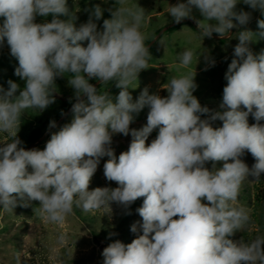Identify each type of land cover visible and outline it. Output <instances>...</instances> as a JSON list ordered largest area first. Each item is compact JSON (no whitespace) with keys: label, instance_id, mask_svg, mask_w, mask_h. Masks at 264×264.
Returning a JSON list of instances; mask_svg holds the SVG:
<instances>
[{"label":"clouds","instance_id":"9594fccd","mask_svg":"<svg viewBox=\"0 0 264 264\" xmlns=\"http://www.w3.org/2000/svg\"><path fill=\"white\" fill-rule=\"evenodd\" d=\"M239 2L182 0L167 13L175 23L193 19L203 38L214 33L224 38L252 18L251 12L235 10ZM243 3L264 15V0ZM193 9L203 19H196ZM85 11L88 20L77 26L68 0H0V47L6 42L18 61L14 75L25 82L23 89L11 79L7 89L0 86V132L11 138L0 143V208L13 212L37 201L35 213L62 226L74 207L111 212L115 203L130 215V206L143 198L136 209L142 222L130 229L142 234L128 244L111 242L101 253L102 264H264V236L232 238L251 220L249 209L238 204L242 184L264 174V50L257 54L249 47L264 39V19L257 21V33L246 28L236 33L220 110H212L193 95L195 71L172 77L167 96L145 88L133 101L129 89L151 59L141 31L145 10L115 0L102 29L96 21L105 9L97 4ZM48 16L50 22H36ZM194 55L191 49L178 53L179 67L190 66ZM200 55L205 70L215 65L204 51ZM66 74L74 89L71 121L51 132L43 150H26L18 137L21 117L55 103V81ZM93 79L115 82L116 102L89 83ZM145 108L146 124L130 128ZM250 115L255 123L249 124ZM217 120L222 126H213ZM48 127L57 128L56 121ZM155 129L158 135L147 144ZM114 134L132 137L118 158L111 147ZM245 152L255 159L251 168L241 159ZM103 157H108L104 177L118 186L89 190ZM67 240L61 232L57 244ZM50 252L54 264H63L57 247Z\"/></svg>","mask_w":264,"mask_h":264},{"label":"rangeland","instance_id":"374dc122","mask_svg":"<svg viewBox=\"0 0 264 264\" xmlns=\"http://www.w3.org/2000/svg\"><path fill=\"white\" fill-rule=\"evenodd\" d=\"M178 2H182V0H127L129 5L137 4L147 14L141 27V31L146 37L145 42L153 33L157 32L154 35L155 37L165 26L174 23L173 18L167 11L170 5H175ZM114 3L115 0H106V2L105 0H68V7L78 17L76 25L79 26L89 18V14L85 9L99 4L101 8L105 9L102 18L96 21L98 29H102L103 20L111 18L107 9L112 7ZM235 10L251 12L252 18L246 26L239 29L233 28L231 34L224 39L223 44L219 42L220 39L203 38L200 33L192 29L190 22L174 25L180 26L172 32L164 31L154 42L155 49L151 53L148 68L138 74V80L134 81L131 85L133 88L129 89L133 101L138 98L145 88H148L150 94L157 93L162 97L167 96L166 88L172 77L195 71V83L198 87L193 95L198 98L202 106H207L212 110H220L219 105L222 102L223 88L227 83L224 76L228 65L234 58V47L238 43L235 38L236 33L245 28L257 33L259 31L257 21L264 19V15H261L259 10H252L243 3V0H240ZM193 15L196 19H203L196 9H193ZM60 18L68 19V17ZM51 19V16L37 17L36 22L42 23L45 20L50 22ZM2 22L3 18H0V23ZM154 37L146 43V46ZM249 47L254 53L258 54L261 50H264V39H255ZM185 49H191L195 53L192 64L187 68L178 65V53ZM203 51L215 60V65L207 67V70H205L204 55H200ZM17 66L18 61L10 55V49L5 42L0 47V86L7 89V81L11 79L23 89L25 82L14 75ZM97 81L93 79L89 83L94 85ZM55 84L57 88V92L54 94L55 103L42 112L37 109H28L21 117L22 123L18 131V137L23 142L21 146L26 150L33 148L43 150L46 142L50 139L51 132L57 131L59 127L71 121L70 111L57 125V128L49 129L48 127L49 122L60 112L61 100L74 97V89L68 85L67 74L65 77H58ZM96 88L100 93L107 91L112 96L113 102H116L115 98L118 96L120 89L115 86V82L105 84L100 82ZM147 112L148 109L145 108L136 115L130 128L139 129L146 124ZM252 123H255V120L250 115L249 124ZM213 126H222V122L217 120L213 123ZM39 131L42 135L34 142H29L30 137ZM157 135L158 129L153 130L146 143L150 144ZM10 139L7 133L0 132V143L10 141ZM131 140L130 134L128 136L113 135L111 147L117 158L121 152L128 150ZM107 159L108 157L101 158L91 179L89 190L97 187L115 188L118 186L115 182L107 181L104 177L103 166ZM241 159L249 168L255 163V159L248 152H245ZM222 166L223 162H217L218 168ZM206 167L211 169V163L209 162ZM252 179V177H249V180L244 181L238 198V204L249 209L251 220L241 232H237L232 237L234 240L244 238L248 241L258 235L264 236V174L258 181H252ZM142 203L143 198L137 199L127 210L130 211V215L125 214V210L115 203L111 205V212L110 210L100 209L86 213L80 208L74 207L73 212L67 217L62 226L46 222L35 213L34 209L39 206L37 201H33L28 207L17 206L13 212H4L0 208V264H16L18 253L21 255V264H38V262L39 264H54L50 252L52 247L58 248L59 257L63 264H102L101 246L107 247L115 240L128 244L137 238L139 234H142V232L133 233L130 230L134 223L142 222V218L136 211L142 206ZM61 232L68 235L65 245L57 244V237ZM110 233H114V235L109 237Z\"/></svg>","mask_w":264,"mask_h":264},{"label":"trees","instance_id":"16d2710c","mask_svg":"<svg viewBox=\"0 0 264 264\" xmlns=\"http://www.w3.org/2000/svg\"><path fill=\"white\" fill-rule=\"evenodd\" d=\"M189 24H190V23H189ZM190 25H191V24H190ZM179 26H180V25L173 26V27L169 28L167 32H172V31L178 29ZM191 27H192V29H193L194 31H196L197 33H199V29H198L197 27H195V26H193V25H191ZM156 33H157V32L153 33L152 36L149 37L148 41L145 42V45H146V43H148V42L154 37V35H155ZM219 42L223 44V43L225 42V40H224V39H220ZM154 49H155V44H153V45L149 48L150 53H153V52H154ZM70 101H71V102H70ZM73 102H74V99H72V98H68V99L61 100V109H60V112L57 113V114L54 116L53 120L56 121V120L61 116V112L63 111V113H64V112H65V111H66V110L72 105ZM41 135H42V133H41L40 131L37 132V133H35V134H33V135L30 137L29 142H34V141L37 140Z\"/></svg>","mask_w":264,"mask_h":264},{"label":"water","instance_id":"95a60500","mask_svg":"<svg viewBox=\"0 0 264 264\" xmlns=\"http://www.w3.org/2000/svg\"><path fill=\"white\" fill-rule=\"evenodd\" d=\"M183 22H190L193 26H195V27H197L196 26V23H195V21L193 20V19H188V18H186V19H184V20H182L180 23H183ZM180 23H172V24H169V25H167V26H165L155 37H154V39L147 45L148 46V48H150L153 44H154V42L158 39V37L164 32V31H166V30H168L169 28H171V27H173L174 25H176V24H180ZM198 28V27H197ZM231 32H232V29L229 31V34L227 35V36H229L230 34H231ZM227 36H225L224 38H220L217 34H213V38H216V39H225ZM100 83V81H97L95 84H94V86L96 87L98 84ZM72 107V106H71ZM71 107L66 111V113L62 116V117H60L57 121H56V124L58 125L69 113H70V110H71ZM47 134H48V132H47ZM40 140V139H39ZM105 247L104 246H101L100 247V250L101 251H103V249H104Z\"/></svg>","mask_w":264,"mask_h":264}]
</instances>
